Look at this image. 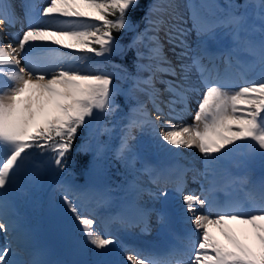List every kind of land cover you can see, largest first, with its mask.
Returning a JSON list of instances; mask_svg holds the SVG:
<instances>
[{"label": "snow or ice", "instance_id": "1", "mask_svg": "<svg viewBox=\"0 0 264 264\" xmlns=\"http://www.w3.org/2000/svg\"><path fill=\"white\" fill-rule=\"evenodd\" d=\"M139 2L46 0L44 6L37 8L33 0H22L20 8L25 24L14 5L0 0V25L12 28L21 23L20 31L4 32L9 43L0 40V215H7L3 209L8 192L17 186L37 152L49 153L57 170L66 171L78 130L120 108L113 73L85 62L91 56L118 54L120 45L113 32L132 27L128 13ZM249 2L237 4L235 0H226V5H220L213 0L208 7L215 11L205 15L201 11L204 5L188 0L186 7L192 24L187 27L174 0H152L145 16L146 33L135 37L137 41H147L146 52H137V61L147 63L135 66L137 73L147 72L148 76L132 77L133 87L147 96V101H137L134 108L144 119H129L116 149L118 157L136 154L131 143L136 139L133 129L147 125L155 134L156 149L169 157L181 156L182 149L195 148L202 154L207 169L219 166L246 148L247 156L258 159L264 166V0H256L259 25L250 26L248 14L240 11ZM221 29L230 34L232 48L243 45L252 55L259 56L262 65L254 77L241 75L239 86L231 91L219 76L209 48ZM191 32L196 34V49L187 40ZM12 41H16L15 46ZM166 44L171 45L176 63L168 58ZM36 53L41 54L39 61L34 58ZM230 57L231 48L228 62ZM22 60L24 67L20 66ZM193 69L199 74L202 92L191 81ZM157 83L164 85L163 92L156 87ZM164 93L168 94L166 100L162 99ZM193 96L199 97L194 112ZM147 103L158 113L154 119ZM186 115H192L191 124L185 122ZM151 148L149 144L145 150ZM189 170L183 165L146 164L144 173L158 186L156 192L149 190L150 195L161 201V207L137 206L117 219L125 227L143 224L142 230L149 228L153 214L161 224L170 222L171 185L172 195H179L183 203L180 219L188 225L185 231L191 258L183 262L178 257L186 252L174 247L146 250L126 246L125 250L135 252L127 256L128 264H170L172 259H176V264H264V176L252 182L256 195L248 207H242L221 204L210 195L215 176L208 181L210 187L201 185L200 194L194 191L185 194ZM204 176L207 180V170ZM237 179L249 182L248 176ZM63 200L78 221L85 246L95 250L96 258L81 264H123L107 258L119 243L107 227L109 221L101 219L103 228L97 230L98 217L83 202H74L68 195ZM233 222L250 226L254 243L242 241L232 228ZM6 223L7 228L0 223L5 234L9 229H18L11 217ZM214 227L219 229L223 240L214 235ZM14 257L10 242L0 247V264H51L47 260L19 261Z\"/></svg>", "mask_w": 264, "mask_h": 264}, {"label": "rangeland", "instance_id": "2", "mask_svg": "<svg viewBox=\"0 0 264 264\" xmlns=\"http://www.w3.org/2000/svg\"><path fill=\"white\" fill-rule=\"evenodd\" d=\"M194 3L199 5H204L205 7L201 8V11L205 15H211L215 9L208 7V5H211L213 3V0H193ZM237 4H244L245 0H235ZM46 3V0L44 2L38 3L36 5L37 8L44 6ZM152 3V0L150 4ZM215 3L220 5H226V0H215ZM149 4V5H150ZM177 5H180V1ZM187 5V4H186ZM186 5L184 4V7L186 9ZM251 8L254 9V12H256V15L252 17L253 21L249 25L252 24L259 25L260 21L258 19L257 13L259 12V8L256 7V0H250L249 5ZM149 7V6H148ZM181 7V5H180ZM245 8L240 9V11L244 12ZM211 11V12H210ZM148 12V9H147ZM208 12V13H207ZM184 20L187 21L186 26L191 27L190 25V12L183 11ZM136 26L132 23L131 28H125L126 31L133 32L134 36L131 41V44L133 46H130L129 48H132L134 50L129 51L133 52V57L136 58L135 64L137 63H147V60L144 61H137V52H146V45L147 41H137L135 40V37L140 33H146V29L148 28L147 21L145 23V26L142 31L138 32L135 31ZM222 31H225L221 29ZM7 32H10L9 28L5 30ZM191 35V33L189 34ZM187 37L188 42L192 41L191 37ZM258 33H256V36L258 37ZM119 42L120 49L118 54L122 53L125 54L128 52L127 49V43H124V39H116ZM3 42L5 44L9 43L8 39H4ZM16 41H13L12 44L15 46ZM215 44V43H214ZM220 44V43H218ZM193 49L197 48V42H193L190 44ZM221 45V44H220ZM129 46V44H128ZM223 48V46L221 45ZM225 48V54L228 56V50L231 48V45L228 47L224 46ZM171 45H165V51L167 54L171 55L172 58H169L174 63L177 62L176 55L170 50ZM68 51V50H64ZM40 54V53H39ZM91 56V54H88ZM114 55V54H112ZM227 60V57L224 58ZM232 60V61H231ZM237 60H239L241 63L238 64ZM259 56L258 55H252L250 51H248L243 45L236 48H231V57L230 62H228L227 66L228 68H232L233 71H239L238 74L241 75L243 71L248 73L250 76H246L248 78L254 77L257 73L260 72V69L262 68L260 64H258ZM228 61V60H227ZM254 62V63H251ZM89 66L92 67H99L102 68V62L99 57L91 56V59L87 60L85 62ZM21 67H24L25 64L23 60L21 61ZM226 66V67H227ZM248 70H247V69ZM121 70V71H120ZM220 71V70H219ZM254 72V73H253ZM118 73H120V78L113 76L114 82H117L118 88L117 93H120L122 91L123 95L127 98L128 102L131 104L128 111H125V109L120 106V108L111 115H107V122L105 117H102L101 119L97 120L94 124V130L92 133L93 138V144L94 145H88L87 147L91 150H93V169H90V177L93 180H96L98 182L105 180L107 177H113L114 180L112 183V186H110V190L106 193V196H103L102 199L97 200L93 196L92 190H88L87 187L79 188L67 181H65V177L67 173L57 170L56 165L52 162L50 158V154H44L37 152L33 158L29 161L28 165L26 166L24 172L21 174L20 180L17 184V186L14 189H11L8 192V195L6 197V204L12 208L13 203H19L22 208H15L13 207L12 210L15 212L14 214L17 216V219H13L18 224V229L20 232H26L27 234L34 235L35 239H45V243L48 242L52 245L59 246V243L65 247L67 255H70L72 252L76 253V245L78 243H84L85 241L83 239V233L80 231L78 221L76 220L75 216L68 211V208L63 200V197L65 195H68L70 199H72L74 202L77 200L80 202H83V205L87 207V204H95V209H101L103 211L106 210H112L115 211V203L117 202L119 205V208L121 205H123V202L126 200L121 199H127L128 202L133 201H141L146 203H151L156 208L161 207V201L158 199H154L151 195L149 190H153L152 192H155V188L152 187V184L149 180V177L144 173L143 168L146 164H153V165H159L161 167H172L175 166V163L171 160L166 158L165 155H163V152L160 150H157L155 147V134L151 130L150 127L145 125L142 129L135 128L133 129V135L136 137L134 141H131V143L135 147V153L134 155L125 154L124 157H118L116 149L118 148L121 140V136L123 132L125 131V126L128 124L129 119L135 118L137 120H143V114L141 112H135L134 108L137 104V101H147V96L144 98L139 94V91H137L133 87V79L132 77L135 75H140L142 77H147V72H140L137 73L131 71L127 67H119ZM253 73V74H250ZM191 75H199L196 70H192ZM241 78V77H240ZM193 77L191 76V81H195ZM195 86L200 88V91H203V88L200 87V84L193 82ZM240 83V80L238 84L231 85L227 88V90L231 91L233 90V87H238ZM161 86L160 90L163 91L164 85L163 84H156L157 86ZM124 90V91H123ZM166 96H163V99ZM198 96H193L191 107L193 112L195 111L194 108L197 107L196 100L198 99ZM131 101H135L136 103H131ZM147 110L151 117L154 119L158 113L155 111L151 103L146 104ZM163 107V105H162ZM165 111H167L165 107ZM192 115H186L185 116V122L188 124L192 123ZM107 129V131H106ZM152 144V148L149 150H145L146 146ZM90 146V147H89ZM34 151V150H30ZM182 152H189L190 149H182ZM194 156L196 157L198 163V166H193L189 162L191 158H188L185 160L187 163L186 165H189L190 167V180L193 179H204L203 184H205V181H209L205 179L204 173L207 170V174L213 172L212 174L216 173V170L219 166H224V168H242V167H249L248 174H249V182L248 185H253L254 178L258 172L260 167L256 165L257 162H259L258 159L252 158L247 156L248 149L243 148L239 152H237L234 156L230 157L229 160L226 159L221 165L219 166H208L206 169V162L204 161L202 154L198 152L197 149L194 148ZM177 157H175V161L177 162ZM256 161V163H255ZM230 162V163H229ZM227 163V164H226ZM234 165V166H233ZM49 168L51 172L54 174V178L52 181H50L47 185L43 181V177L45 175L46 168ZM227 166V167H226ZM188 167V166H187ZM228 171L227 169L225 172ZM134 174V175H133ZM192 174V175H190ZM133 175V176H132ZM211 175V174H210ZM130 176V177H129ZM132 176V177H131ZM247 176V175H246ZM210 176H208L209 178ZM209 185V184H208ZM158 187L157 185H154ZM193 187V186H189ZM188 189V187H187ZM196 191V188H194ZM116 191L121 192L123 196H117L118 193ZM157 191V189H156ZM170 193V202L173 200L175 201V195H172V189L169 190ZM137 194V195H136ZM127 196L126 198L124 196ZM136 195V196H135ZM179 196V195H178ZM118 197H121L118 198ZM139 198V199H138ZM175 198V199H174ZM180 198V197H179ZM94 201L89 203L90 201ZM181 202V201H180ZM19 209V210H18ZM171 209V208H170ZM112 211H106L110 213L112 216H110V219L114 218L115 215L119 212H112ZM180 215V213H179ZM153 216H155L153 218ZM2 215H0V223L7 224L6 221L3 219L2 221ZM154 221H158L156 218V215H152V219ZM29 225V226H28ZM97 229L101 230L98 225H96ZM6 227V226H5ZM8 227V226H7ZM6 227V228H7ZM31 227V228H30ZM166 226L162 224H158L157 227L150 232L149 236H145L144 234H133L135 237H141L144 236V238L153 239V240H160L162 241V232L164 231ZM129 230H134V228L128 227ZM232 228L235 231L236 235L245 243H254V237L252 230L250 226L247 225H240L238 223L233 222ZM11 230V229H9ZM23 230V231H22ZM128 230V231H129ZM129 231V232H130ZM167 232V231H166ZM4 231L0 230V237L3 236ZM14 231L11 230L10 236L13 237L6 239V243L14 242L15 235L19 234L18 232L14 233ZM214 235L217 236L218 239L223 240L224 237L220 233L218 228H215L213 230ZM21 234V233H20ZM132 235V236H133ZM170 235V234H169ZM34 244V243H33ZM90 248V255H93V252L95 250L91 249V246L88 245ZM17 250H13L15 255L18 257V251L25 249L19 245V247L16 245ZM54 247V246H53ZM112 246H109L111 248ZM14 249V248H13ZM57 249V248H56ZM53 250V249H50ZM49 249V253L51 252ZM120 250L119 243L116 245V251L111 253L109 257H107L110 260L122 262L121 257L118 255V251ZM36 252L37 250H34L31 248L30 252L25 251L26 257L28 259V255H30L31 252ZM46 251V250H45ZM73 258H75L74 256ZM20 261H26V258L23 256V254H19ZM82 257V256H81ZM95 257V256H94Z\"/></svg>", "mask_w": 264, "mask_h": 264}, {"label": "bare ground", "instance_id": "3", "mask_svg": "<svg viewBox=\"0 0 264 264\" xmlns=\"http://www.w3.org/2000/svg\"><path fill=\"white\" fill-rule=\"evenodd\" d=\"M179 1H180V5H181V7H180V5H178L179 6V10L182 13H183V11L184 12L189 11L187 7H186V9L184 7V4L186 5L188 3V0H174V3L178 4ZM4 2L8 3L10 6L14 5L17 14L20 15V17H21V22L25 23L23 21V12H22V9L20 8V4L22 3V0H4ZM41 2H44V0H33V3H35V5H37L38 3H41ZM162 2H163V0H162ZM244 12H246L248 14V18H249L248 22H249V24L252 23V21H253L252 17H254L256 15V12H254V9L251 8L250 6H248L247 8H245ZM189 21H190V25H191L192 24V20L189 19ZM0 29L3 30V31H0V40H4V32H6L5 30H7L8 28L6 26H4V25H0ZM9 30H10V32H18V31H20L21 30V23H16L15 27L9 28ZM189 37H191V40H192V41L188 42L189 44H191L193 42H197L195 32H191V35H189ZM218 43H220L223 46V48H224V46H228L229 47L230 45H231V48H232V40L230 38V34L227 31L219 30L217 32V34H216V38L213 41H211L210 44H209V48L211 49V51L213 53V58L215 59V63L218 65V70H221V66L220 65L223 63V59H222L223 53L222 52L224 50L220 49V47L217 45ZM167 56H168V58H172V56L169 55V54H167ZM34 58L39 61L41 59V54L36 53ZM251 63H254V62H251ZM258 64H260V66L262 67V65L260 63V60H258ZM260 71H261V69H260ZM191 76L194 79V75H191ZM225 76H228L227 79H229L231 82H235V81L238 82V79L241 80L240 75L238 73H235L234 77H232L230 75H227V74H225ZM194 80L196 82L193 81V80L192 81L198 84L199 83V75H195V79ZM160 87L161 86H159V85L157 86V88H159V89H160ZM139 94H141V96L144 97V98L146 97V95L144 93L140 92V91H139ZM163 96H166L165 98H167L168 94L164 93ZM162 99H163V97H162ZM191 108H193V107H191ZM194 110H196V108H194ZM190 150L191 151H189V152L188 151L187 152H182V155L177 157L178 158L177 162L175 161V158L169 157V156L165 155L164 153H163V155H165L166 158L171 159L175 163V166L176 165H183L185 168L190 169L189 165H186L187 163L185 162V160H187L188 158H191V160L189 162L191 163L192 167L193 166L194 167L198 166L197 165L198 163H196L198 161H197L196 157L194 156L195 155L194 151H193L194 148H192ZM228 160H229V158H228ZM247 168L248 167L240 168L239 172H237L238 174H241L239 177H244V176L247 175V172H248ZM226 169L228 170L229 168H224V166H219L218 169L216 170V173L211 174L210 177L207 179V180H212L213 176H215V186H214L213 190L211 191L210 195L215 200H217L219 203H222V204L226 203V204L239 205V206H242V207H248L249 204L251 203L252 197L256 195V193L254 192L253 185H246V184H244L243 180L237 179L239 177H235L233 174H231L234 171V169L228 170V171L225 172ZM190 170L187 171L186 176H185V180H186V188L185 189H187V187L189 188V184H191V185L196 184L198 186V190L195 191V193L198 194L200 192L201 185L205 186V184H203V180L204 179L198 178V179L190 180V176H189ZM262 176H264V169H260L259 170L258 175H257V177H256V179L254 181L259 180V178H261ZM233 180H235L236 182L233 183L232 182ZM152 187L155 188L154 190L156 192V189L158 187H156L154 185H152ZM205 187H210V185H206ZM188 192L189 191H185V194H187ZM222 192H226L227 193L225 199H220V197H219V194L222 193ZM175 198H176V200L174 201L175 208H173L172 211L173 212L178 211L179 213H181V209L183 208L182 200H181V198H179L178 195H176ZM89 203H91V202H89ZM94 206H96V205L95 204H93V205L92 204H87V208L88 209H92L93 212L98 217L97 222L100 223L101 219L108 220L109 223L107 224V227H108L109 231H112V233H114V234L120 235L121 237H123L122 239L125 241L127 239L125 236L129 237L128 234H127V231L129 229H128V227H125L123 224H121L117 218L123 213L131 212L137 206H152V204L149 203V202L145 204L144 202H141V201H137V202L136 201H133V202L124 201L123 205H121V207H120V211L112 219H110V216H112L110 213H108V212H104L103 213L99 209H95L96 207L94 208ZM9 209H10L9 207H5L3 209V212L7 214V215H2L5 221H7V219L10 217V215H8V210ZM176 215H178V214H176ZM176 215H175V217H176ZM179 216L180 215H178V217ZM3 218H2V221H3ZM151 219H152V217H151ZM151 219L149 221V226H151L152 224L159 223L158 221H154V220H151ZM166 224H167L166 228L169 229V230H172V228H174V226H175V220L172 218L171 221L167 222ZM5 226L7 227L8 225L6 224ZM136 227H137V229H135L134 227H132V228H134V230H136V231L137 230L140 231L141 228L144 229V225L143 224H138V225H136ZM186 227H188V225L185 226V229H186ZM102 228H103V226H102ZM149 228L147 230H149ZM147 230H142V231L146 232ZM213 230H215V227L213 228ZM123 231L126 233L124 236L122 234ZM176 235H177V233H176ZM177 236L179 237V239H178L179 243L182 244L183 247H184L183 251L184 252L186 251V253H187L189 245H188V240L186 238V235H184V236L177 235ZM14 237H16L15 241L14 242H10L11 245H12V249L14 248L13 250H17L18 249L17 247L15 248L14 246L17 245L19 247V245H21L25 249V251L30 252L31 249H28V248L29 247L32 248V246L36 245V244H33L34 237L29 235V234H27V233L17 234ZM9 238H11V240H12L13 237L10 236ZM131 241H133L131 244H133L134 246L137 245L138 247H140L139 249H142L143 247L147 246V245H145L143 243L142 244L139 243L140 240L137 241V240L133 239ZM0 247H1V245H0ZM133 248H136V247H133ZM74 249H76V253L74 252L73 256L75 258L71 257L72 259L70 257L56 256L54 250H50L49 249L51 251L49 253L48 250L44 251V248H43V249L37 251V253L34 252V251L31 252L30 255H28V261H30V260H47V261H50L51 264H73V263L75 264L76 260H84V259H88V258H95L94 256H89L90 255V248H89V246H85V244L80 243ZM134 253L135 252H133V251L125 250V248H123V247H122V249H120L118 251V255L121 257L123 264H128V262L126 260L127 256L134 255ZM14 258L16 260H18L17 255H15ZM76 264H81V263L76 262Z\"/></svg>", "mask_w": 264, "mask_h": 264}, {"label": "trees", "instance_id": "4", "mask_svg": "<svg viewBox=\"0 0 264 264\" xmlns=\"http://www.w3.org/2000/svg\"><path fill=\"white\" fill-rule=\"evenodd\" d=\"M150 2L151 0H140L139 6L128 13V16L131 19L132 23L136 26L135 31L140 30L145 25V22H146L145 16H146V12H147ZM113 35L115 39L125 40L123 42L127 43L126 46H127L128 52H126L125 54H123L122 52L120 54H114V55L107 56V58H105V60L107 61L105 65L107 67H111L109 64V61H117L121 64L126 65L131 71L136 72L137 71L136 66H135L136 58L133 57L134 51L129 52V51L134 50L132 48H129L130 46H133L131 44V41L134 36V31L130 32L124 29L118 32H113ZM113 85L114 86L117 85L116 82H114V80H113ZM118 99L124 102L125 105H129L128 102L123 101L120 96L118 97ZM123 99H125V97H123ZM103 117L108 118V116H103ZM99 119L100 118L94 119L91 124L86 123L84 127L79 129L76 135L75 141L73 143V148H72L71 157L69 161V167H71L73 173L77 175L76 177H74V179L81 183H84V182L92 183L90 179L86 178L87 177L86 174L88 173L89 168H92L91 164L93 163V158H92L93 152L87 146L88 145L95 146V144H93L94 137L92 136V133L94 130V124ZM82 146H84V148H86L87 151H85L84 148H82ZM106 185L108 184L104 181L102 184V187Z\"/></svg>", "mask_w": 264, "mask_h": 264}]
</instances>
